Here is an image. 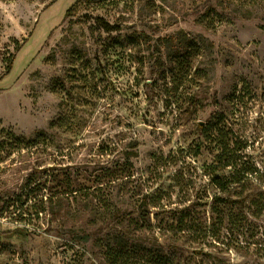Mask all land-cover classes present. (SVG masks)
I'll use <instances>...</instances> for the list:
<instances>
[{
	"label": "rangeland",
	"instance_id": "obj_1",
	"mask_svg": "<svg viewBox=\"0 0 264 264\" xmlns=\"http://www.w3.org/2000/svg\"><path fill=\"white\" fill-rule=\"evenodd\" d=\"M0 264H264V0H0Z\"/></svg>",
	"mask_w": 264,
	"mask_h": 264
},
{
	"label": "trees",
	"instance_id": "obj_2",
	"mask_svg": "<svg viewBox=\"0 0 264 264\" xmlns=\"http://www.w3.org/2000/svg\"><path fill=\"white\" fill-rule=\"evenodd\" d=\"M98 1H107V0H98ZM74 9H76V7H75V5H73L67 12H66V14H65V17H67V15L70 13V11H72V10H74ZM205 21V20H204ZM217 21V20H216ZM214 19H211V20H206L205 21V24L206 25H213L214 23H217ZM102 27V29L105 31V32H107V33H111V32H114V31H120L119 30V28H118V26H110L109 24H104V25H102L101 26ZM10 67H11V62H9V65L7 66V68H6V72H5V75L9 72V70H10ZM31 206H29L28 208H30ZM43 211V209L41 208V210H36L35 211V213L36 214H38V213H40V212H42ZM27 212H29V211H27ZM29 214H30V212H29Z\"/></svg>",
	"mask_w": 264,
	"mask_h": 264
}]
</instances>
